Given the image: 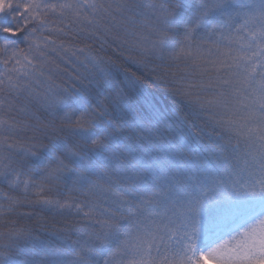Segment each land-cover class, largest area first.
<instances>
[{"label":"snow or ice","instance_id":"obj_1","mask_svg":"<svg viewBox=\"0 0 264 264\" xmlns=\"http://www.w3.org/2000/svg\"><path fill=\"white\" fill-rule=\"evenodd\" d=\"M0 264H264V0H0Z\"/></svg>","mask_w":264,"mask_h":264},{"label":"trees","instance_id":"obj_2","mask_svg":"<svg viewBox=\"0 0 264 264\" xmlns=\"http://www.w3.org/2000/svg\"><path fill=\"white\" fill-rule=\"evenodd\" d=\"M157 95H159V93H157ZM208 211L209 212H225L227 211V207L226 206H219V207L213 206V207H210Z\"/></svg>","mask_w":264,"mask_h":264}]
</instances>
